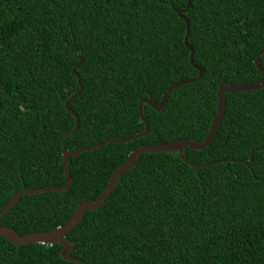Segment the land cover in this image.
<instances>
[{
  "label": "trees",
  "instance_id": "16d2710c",
  "mask_svg": "<svg viewBox=\"0 0 264 264\" xmlns=\"http://www.w3.org/2000/svg\"><path fill=\"white\" fill-rule=\"evenodd\" d=\"M186 0H0V209L20 188L64 184V148L143 131L137 103L158 104L197 74L176 10ZM186 43L202 75L163 106L142 104L147 131L68 158L63 192L21 194L0 216L19 235L62 225L96 198L136 147L203 139L225 83L260 77L264 0H189ZM80 62L78 63V61ZM264 72V51L258 58ZM78 78L71 73V68ZM202 149L143 152L97 208L64 234L81 264H264V86L224 93ZM221 159H229L220 161ZM243 160V161H238ZM247 161V162H244ZM58 243L0 236V264H75Z\"/></svg>",
  "mask_w": 264,
  "mask_h": 264
},
{
  "label": "water",
  "instance_id": "95a60500",
  "mask_svg": "<svg viewBox=\"0 0 264 264\" xmlns=\"http://www.w3.org/2000/svg\"><path fill=\"white\" fill-rule=\"evenodd\" d=\"M188 4H189V0H186L185 7L183 9H177L176 13L180 18H182L184 20L185 31H184V37H183V44L189 50L188 61L191 64V66L197 70V74L194 76H191L189 78L179 80V81L173 83L172 85L168 86L166 88V90L163 92L158 104L154 103L149 98H143V99L139 100V102L137 103V114H138V116H139V118L143 124V131L140 134H134V135H131V136L126 137V138L110 137V138H106L104 140L95 142L93 144L84 145V146H81L75 150L68 151L64 148L63 138L65 135L72 133L76 129L77 124H78V119H77L76 114H74L73 112H71L70 109L67 108V101L69 99H71L72 97H74L76 95V93L80 91L81 87H80V84L78 82L77 90L75 92H73L63 102L64 109L67 112H69L70 114H72L73 118H74V123H73L72 128L70 130L66 131L61 136V164H62L64 184L62 186L47 185V186H42V187H37V188H23L22 187L18 191H16L9 198V200L6 202V204L0 209V216L9 209V207L17 200L18 196L21 194H28V193L37 194V193L43 192V191L63 192L65 190H67L70 186V179H69V175H68V163H67L68 158L70 156L78 154L79 152L84 151V150H89V149L99 147L108 141L124 142V141H128L130 139H133L137 136L143 135L147 131L148 125H147L145 117L142 114V104L146 103L149 106H151L154 110H158L163 106L168 93L174 87H177L181 83H187L190 81H194L202 75L203 69L201 66H198L192 62V59H191L192 49H191L190 45H188L186 43L188 23H187L186 19L184 18V16L182 15V12L187 9ZM263 51H264V45L257 51V53L254 57V60H253L255 68L260 73V77L258 79L254 80L252 82H249V83L236 84V83L228 82V83L220 85L217 88L215 112H214L213 117L211 118L208 129H207L203 139L197 141V140H193V139H189V138H181V139H176V140H172V141L165 142V143L145 144V145L138 146L128 154L127 159L122 164L118 165L112 171V173L109 176V179L107 181L106 186L102 189L100 194L92 200H85V201L78 203L75 206L71 216L62 225L57 226L54 229L49 230V231L31 232V233H26V234H22V235H19L13 229H11L5 225H0V236H3L9 242H11L15 245H23V244L33 243V242L47 243V244L58 243L61 245V248L59 250V255L62 259L74 262L75 264H81V261L79 259H77L76 257H74L70 254L71 245L64 238V234L78 223V221L81 219V216H82L84 211L95 209L99 205L102 204V202L106 199V197L111 192L112 188L115 186L116 181H117V176L120 173L124 172L126 169H128L130 166H132L134 164L136 158L141 153L152 152V151L159 152V151H165V150H171L172 149V150H176L178 152L180 158L184 162L188 163L192 168L202 167L204 165L214 163V161H211V162H204L201 164H193L184 157V155L182 154V149L184 147H188L191 149H202L209 144V142L211 141L213 134L216 130V127H217V125H218V123L222 117V114H223L224 102H225V100H224V93L225 92H227V91L252 90V89H257L259 87L264 86V72L258 63V58L262 54ZM79 62H80V60L78 61V63ZM71 73H73L74 76L76 78H78V75L74 72V67L71 68ZM226 160H229V159H221L220 161H226ZM238 161H243V160L238 159ZM244 162H247V161H244Z\"/></svg>",
  "mask_w": 264,
  "mask_h": 264
}]
</instances>
